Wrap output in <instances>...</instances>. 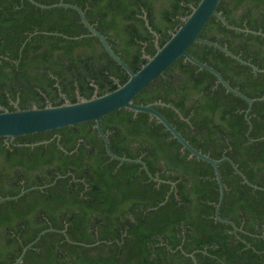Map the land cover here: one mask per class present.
<instances>
[{"label": "trees", "instance_id": "obj_1", "mask_svg": "<svg viewBox=\"0 0 264 264\" xmlns=\"http://www.w3.org/2000/svg\"><path fill=\"white\" fill-rule=\"evenodd\" d=\"M51 4L60 0H37ZM81 6L115 51L138 70L200 0H64ZM228 21L264 31V0H221ZM200 36L227 44L264 68V35L229 28L215 14ZM189 52L216 67L251 97L264 96V71H256L222 49L193 42ZM129 77L101 39L90 34L78 10L46 8L31 0H0V111L71 101L113 90ZM61 88V91H60ZM157 100L156 107L197 148L213 157L228 155L248 178L264 186V99L248 101L227 90L217 76L184 56L133 98ZM176 108L180 110L177 111ZM114 152L109 155L95 120L50 129L46 142L0 152V197L34 188L0 203V264H11L44 228L51 230L20 264H264V189L244 181L229 160L214 166L190 151L156 117L126 107L102 116ZM253 138V139H251ZM171 181H175L172 184ZM168 196V198H166ZM162 201H165L162 203Z\"/></svg>", "mask_w": 264, "mask_h": 264}, {"label": "water", "instance_id": "obj_2", "mask_svg": "<svg viewBox=\"0 0 264 264\" xmlns=\"http://www.w3.org/2000/svg\"><path fill=\"white\" fill-rule=\"evenodd\" d=\"M31 1L39 6L46 8L65 6L72 7L78 10L83 22L89 28L90 34L96 35L101 39L103 45L111 54V56L127 70V72L129 73V77L125 82L119 83L118 86L113 90L99 94L98 89H96L90 97L81 95L79 89H77L78 100L76 101H71V99L68 98L60 88L61 94L64 97V101L60 104H53L52 102H48L44 106H38L37 104H34L32 107L22 108L16 102L15 109L3 107V109L0 111V152L20 148L26 145L34 146L35 144L46 142V140H43V138L50 129L93 119L95 120V125L98 128L99 133L104 138L106 150L111 157L119 159L120 161L139 162L143 165L151 178L158 181H169L157 175H154L149 169L146 161L142 157H130L114 152L110 146L109 135L107 131L104 130L102 125V116L118 108L126 107L132 109L135 111V114L139 111L148 112L151 117H156L172 132V134L176 138L179 139V141L183 144V148H187L190 151V156L196 155L197 157L210 162L214 166L220 189L219 199L216 203L215 208V218L220 221L232 224L236 231L241 229L234 220L222 217L220 214V208L225 197L226 184L222 178L219 163L223 160L231 161L236 171L243 177L244 181L256 188L259 187L264 189V186H260L252 182L248 178V176L240 169L234 159L230 156L223 155L219 158L213 157L209 153H206L194 146L182 134V132L176 127V125H174V123H172V121H170L167 116L156 107L157 104L171 105L170 103L164 102L162 100H157L155 102L149 103H137L133 100V98L148 83H150L158 75L163 73L176 59L184 56L186 59L197 64L199 67L206 68L213 72L217 76L218 81L222 82L227 90L240 95L248 101L249 105L246 109L245 116L249 121V129L247 131V134L250 135L253 124L249 117V112L251 111L253 102L258 99H264V96L251 97L241 91L239 88L234 87L216 67L194 56L189 52L188 48L193 42H205L222 49L233 58L239 60L242 63L250 65L256 71H264V68L259 67L250 60H247L239 54L233 52L227 44H222L218 41L199 35L206 21L213 14L221 19L222 22L229 28L262 35H264V31L261 29L255 30L250 27H241L230 23L226 16L223 14V11L217 8L221 0H200L196 5H192L191 12L187 16L183 17V23L171 33V36L162 45H160L158 39L159 35L150 25L147 14L145 13L144 18L146 24L156 35V51L152 55L145 54L147 61L144 62L141 67L135 71L115 51V49L108 41L106 35L90 22V20L86 16L84 9L81 6L76 3L66 2L64 0H60L59 2L51 4L41 3L37 0ZM176 110L180 112L178 108H176ZM263 137L264 136L260 138ZM60 176L63 175L59 174L51 183L43 185H32L30 187L22 189L18 194L1 196L0 203L8 199H16L31 189L37 187L44 188L49 184H53ZM171 182L172 184H175V181ZM168 196L169 195H167L166 198H168ZM164 202L165 201H162V203ZM51 230H60L67 235L66 228L59 229L51 226L42 229L33 240H31L23 247L20 255L11 264H20L23 261L29 248H31L44 233ZM189 254L194 258L195 264H198L194 252H191Z\"/></svg>", "mask_w": 264, "mask_h": 264}]
</instances>
